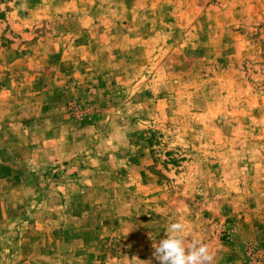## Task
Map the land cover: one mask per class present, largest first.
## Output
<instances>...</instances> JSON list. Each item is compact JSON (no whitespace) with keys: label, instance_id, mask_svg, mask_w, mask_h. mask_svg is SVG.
I'll return each instance as SVG.
<instances>
[{"label":"rangeland","instance_id":"1","mask_svg":"<svg viewBox=\"0 0 264 264\" xmlns=\"http://www.w3.org/2000/svg\"><path fill=\"white\" fill-rule=\"evenodd\" d=\"M176 219L264 264V0H0V264H142Z\"/></svg>","mask_w":264,"mask_h":264},{"label":"clouds","instance_id":"2","mask_svg":"<svg viewBox=\"0 0 264 264\" xmlns=\"http://www.w3.org/2000/svg\"><path fill=\"white\" fill-rule=\"evenodd\" d=\"M152 258L159 264H213L214 254L210 246L197 239L188 238V226L183 219L169 223L165 238L153 240ZM152 258L141 261L152 264Z\"/></svg>","mask_w":264,"mask_h":264}]
</instances>
